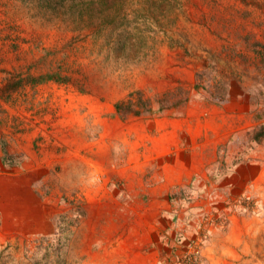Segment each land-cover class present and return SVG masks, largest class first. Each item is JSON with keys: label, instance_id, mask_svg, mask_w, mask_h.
I'll use <instances>...</instances> for the list:
<instances>
[{"label": "rangeland", "instance_id": "1", "mask_svg": "<svg viewBox=\"0 0 264 264\" xmlns=\"http://www.w3.org/2000/svg\"><path fill=\"white\" fill-rule=\"evenodd\" d=\"M148 6L0 0V264H155L167 191L205 176L217 147L256 125L264 0H160L156 16L142 13ZM112 17L117 28L106 25ZM160 23L170 25L150 30ZM123 25L141 27L144 40L127 27L120 46ZM47 71L70 78L36 82ZM197 80L226 89L227 101L197 95L160 116L114 114L132 89L159 94ZM251 154L226 182L262 208L210 225L198 264H264V141Z\"/></svg>", "mask_w": 264, "mask_h": 264}, {"label": "trees", "instance_id": "2", "mask_svg": "<svg viewBox=\"0 0 264 264\" xmlns=\"http://www.w3.org/2000/svg\"><path fill=\"white\" fill-rule=\"evenodd\" d=\"M159 2L160 0H149L148 8L142 13L156 16L159 10L156 5ZM140 5L143 6L144 3ZM67 10L76 14L74 9ZM77 12L81 14L80 22H84L85 17L83 16H86L87 11L81 8ZM70 13L63 10L60 14L70 20L72 18ZM161 15L175 16L171 10L167 9H161ZM101 25H103L102 18L95 17V31ZM106 25L112 29L117 28L116 17H112ZM169 25V23H160L149 27L151 31L164 32ZM127 27L129 30L137 32V36L144 40L141 27L123 25L119 29L123 33V43H120V46L127 41L124 34ZM258 44L259 41L255 40L253 51L263 54L264 51H258L260 47L257 48ZM197 77L199 76L197 75ZM67 78H70L69 75H62L60 71H47L39 74L36 77V82L51 79L60 81L67 80ZM197 95L217 104L225 103L229 96L226 89L218 92L214 87L211 88L199 80L191 87L178 85L174 89L159 94H150L148 90L135 88L114 102V114L123 121L131 117L160 116L169 111L184 108ZM252 99V102L256 103L252 109L256 122L254 128L248 132L240 131L229 135L227 140L217 147L216 157L207 165L205 176H194L186 183L176 184L167 191L166 200L169 203V208L162 210L160 215L162 230L153 236L152 242L158 251L155 264H198L202 258L200 249L209 239L210 225L215 228L224 227L232 212L244 213L261 210L262 205L257 197L244 189L239 191L233 181L226 182L227 178L231 179L232 174H236L240 166L245 168L248 166L247 163L252 161L251 152H254L264 141V120H262L264 117V88L258 89ZM4 152L7 151L4 149ZM201 200L206 201L208 209L203 203H198ZM84 213L85 211L76 213V219L79 220L85 215ZM181 255L186 256V259L190 261L180 262ZM63 263L64 261H62Z\"/></svg>", "mask_w": 264, "mask_h": 264}]
</instances>
